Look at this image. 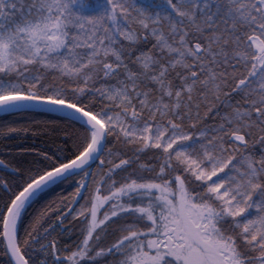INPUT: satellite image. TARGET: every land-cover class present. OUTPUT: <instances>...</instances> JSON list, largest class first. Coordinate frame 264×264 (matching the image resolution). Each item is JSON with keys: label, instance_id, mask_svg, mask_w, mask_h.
I'll return each instance as SVG.
<instances>
[{"label": "snow or ice", "instance_id": "obj_1", "mask_svg": "<svg viewBox=\"0 0 264 264\" xmlns=\"http://www.w3.org/2000/svg\"><path fill=\"white\" fill-rule=\"evenodd\" d=\"M0 146V264H264V0H0Z\"/></svg>", "mask_w": 264, "mask_h": 264}, {"label": "trees", "instance_id": "obj_2", "mask_svg": "<svg viewBox=\"0 0 264 264\" xmlns=\"http://www.w3.org/2000/svg\"><path fill=\"white\" fill-rule=\"evenodd\" d=\"M9 119H11V117H9ZM38 143H39V140H38ZM7 147H9V148L17 147V142H15V141L8 142V143H7ZM3 153H4V148H3V146H0V158H2ZM63 190H64L63 188H59V189H57L56 191L50 193V194L48 195V197H46V198L51 199V198L55 197L56 195H58L59 192H61V191H63ZM41 203H43V201H41ZM37 207H39V205H37Z\"/></svg>", "mask_w": 264, "mask_h": 264}]
</instances>
